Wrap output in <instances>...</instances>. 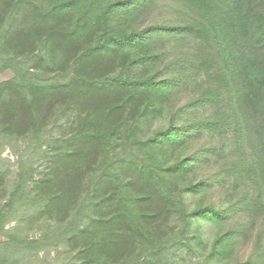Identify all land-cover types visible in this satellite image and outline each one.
<instances>
[{
	"label": "trees",
	"instance_id": "16d2710c",
	"mask_svg": "<svg viewBox=\"0 0 264 264\" xmlns=\"http://www.w3.org/2000/svg\"><path fill=\"white\" fill-rule=\"evenodd\" d=\"M153 4L0 0V73L14 72L0 82V150L25 139L46 158L37 179L23 159L11 181L0 169L4 246L66 242L78 264H171L167 254L181 244L203 250L202 221L219 229L229 210L188 207L187 195L202 201L207 181L192 177L199 157L185 152L215 118L185 123L190 107L218 98L242 125L251 154L246 170L257 171L264 202V0H170L134 26ZM172 37L193 41L182 62L154 48L155 38ZM203 76L207 87L166 125L174 99ZM67 111L72 117L63 121ZM57 122L63 129L49 136ZM23 204L50 223L39 239L4 230L6 215ZM233 232L216 231L207 261L229 256ZM258 252L255 258L264 255Z\"/></svg>",
	"mask_w": 264,
	"mask_h": 264
},
{
	"label": "rangeland",
	"instance_id": "374dc122",
	"mask_svg": "<svg viewBox=\"0 0 264 264\" xmlns=\"http://www.w3.org/2000/svg\"><path fill=\"white\" fill-rule=\"evenodd\" d=\"M153 3L152 6L146 7L145 13L135 18L134 26L149 23L153 19V15L167 10L170 0H153ZM147 19L148 22H146ZM154 45L157 52L164 51L162 53L167 58L178 55L182 62L183 55L192 54L193 41L191 39L180 41L174 37L164 41L155 38ZM162 59H164L163 55ZM13 75L14 72L11 69L3 71L0 73V82ZM195 82L196 85L191 84L187 89H183L171 103L168 115L164 120L166 125L177 107H183L189 103L196 93L201 89L204 90L208 85V80H205L204 76L196 78ZM212 103V105L208 104L202 108L190 107L189 119L185 123L188 125L191 120H203L208 116L215 118L212 123L198 129L194 135L195 140L186 149L185 154L199 157L197 160L199 161L198 169L192 177L196 180L205 179L207 181L205 190L201 192L203 194L202 201H200V196L191 194L187 195V201L189 208L198 205L212 208L223 206L229 211L224 213L223 218L220 219L219 229L218 226L214 227L210 221H202V236L206 242L203 250L197 246L189 248L181 244L179 247L171 249L167 258L171 264H264V255L254 257L259 254L258 251H264V202L258 199V194L261 191L259 175L255 168H251L249 172L246 170V161L249 160L251 154L245 144L247 141L244 139L242 125L233 118L231 104L222 98H218ZM64 116L63 121L70 120L72 117L70 111H67ZM225 119L228 122L222 124L221 122L227 121ZM60 124L57 122L48 125L46 133L49 136L60 134L65 125L60 126ZM27 143L25 139L9 140L0 150V157L4 159L2 164L0 163V169L8 170L9 181L17 171L19 159L33 164V167L37 169L32 175L35 179L43 170L46 158L38 152H31V147ZM251 201L254 203L259 201L260 204L246 208L247 203ZM34 210V206L28 208L24 204L17 207L6 215L4 230L15 233L16 228H20L17 235L27 239H39L40 234L50 223L45 219H34L31 215ZM173 224L179 225V220H173ZM195 225L196 222H193L191 226ZM217 230L219 232L235 231L230 233L233 251H230L228 257L207 261L206 255ZM5 241L6 237L0 231V264H78L75 251L66 242L51 239L40 249L21 250L4 246ZM252 253V258H250Z\"/></svg>",
	"mask_w": 264,
	"mask_h": 264
}]
</instances>
